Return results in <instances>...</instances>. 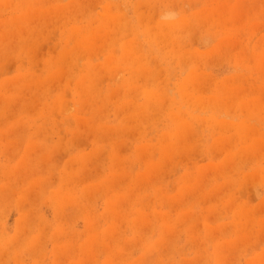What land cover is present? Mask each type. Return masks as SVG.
<instances>
[{
    "label": "rangeland",
    "instance_id": "obj_1",
    "mask_svg": "<svg viewBox=\"0 0 264 264\" xmlns=\"http://www.w3.org/2000/svg\"><path fill=\"white\" fill-rule=\"evenodd\" d=\"M0 264H264V0H0Z\"/></svg>",
    "mask_w": 264,
    "mask_h": 264
},
{
    "label": "bare ground",
    "instance_id": "obj_2",
    "mask_svg": "<svg viewBox=\"0 0 264 264\" xmlns=\"http://www.w3.org/2000/svg\"><path fill=\"white\" fill-rule=\"evenodd\" d=\"M142 19V18H141ZM114 20V19H113ZM149 22V21H148ZM115 27V26H114ZM121 28V27H120ZM145 41V40H144Z\"/></svg>",
    "mask_w": 264,
    "mask_h": 264
}]
</instances>
